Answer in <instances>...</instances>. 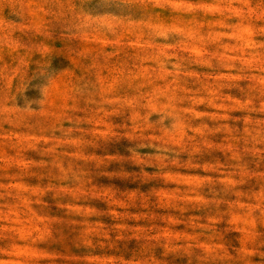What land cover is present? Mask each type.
I'll use <instances>...</instances> for the list:
<instances>
[{
	"label": "rangeland",
	"instance_id": "374dc122",
	"mask_svg": "<svg viewBox=\"0 0 264 264\" xmlns=\"http://www.w3.org/2000/svg\"><path fill=\"white\" fill-rule=\"evenodd\" d=\"M0 264H264V0H0Z\"/></svg>",
	"mask_w": 264,
	"mask_h": 264
}]
</instances>
